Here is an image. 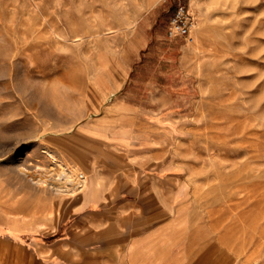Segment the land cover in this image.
Here are the masks:
<instances>
[{
    "label": "rangeland",
    "instance_id": "obj_1",
    "mask_svg": "<svg viewBox=\"0 0 264 264\" xmlns=\"http://www.w3.org/2000/svg\"><path fill=\"white\" fill-rule=\"evenodd\" d=\"M128 257L264 264V0H0V264Z\"/></svg>",
    "mask_w": 264,
    "mask_h": 264
},
{
    "label": "bare ground",
    "instance_id": "obj_2",
    "mask_svg": "<svg viewBox=\"0 0 264 264\" xmlns=\"http://www.w3.org/2000/svg\"><path fill=\"white\" fill-rule=\"evenodd\" d=\"M193 1L194 0H190L191 3ZM49 157L51 158L52 162H55V161L59 160L58 157L56 155L52 154V153H49ZM91 162H94V160L91 159ZM66 165H67L66 168L68 170L67 171L68 174L63 178V181H60L58 183H57V181H55L56 183L54 182V184H55L54 189L56 190L57 193L65 195V196L68 193L71 194V196H66V197H63V198L76 197V196L73 195V192H80L81 190H83L81 192V194H82L85 190H87L88 187H89V179L90 178H88V175L86 174V171L84 169H82L81 167H79L78 165H74V164L72 165L70 163H67ZM95 175H96V173H95ZM93 177H94V175H93ZM81 194L79 195V199H81V197H80ZM36 239H38V238H36ZM130 245L132 246V248L138 249L136 247L138 245H136L135 240H132L130 242ZM135 253H137V250H136ZM170 264H173V263L170 262Z\"/></svg>",
    "mask_w": 264,
    "mask_h": 264
},
{
    "label": "built area",
    "instance_id": "obj_3",
    "mask_svg": "<svg viewBox=\"0 0 264 264\" xmlns=\"http://www.w3.org/2000/svg\"><path fill=\"white\" fill-rule=\"evenodd\" d=\"M190 18L184 13V6H179L178 10L170 20L168 27V35L175 37L177 35L184 36L188 33Z\"/></svg>",
    "mask_w": 264,
    "mask_h": 264
},
{
    "label": "crops",
    "instance_id": "obj_4",
    "mask_svg": "<svg viewBox=\"0 0 264 264\" xmlns=\"http://www.w3.org/2000/svg\"><path fill=\"white\" fill-rule=\"evenodd\" d=\"M94 175V177H93ZM89 187L87 190H85L82 194H81V200H84L86 198V196L90 193V191H95L97 188H98V180H97V177L95 175V171H94V168H92L89 172ZM95 178V179H94ZM91 181V182H90ZM93 182V183H92ZM93 185V186H92ZM85 196V197H84ZM140 244V243H139ZM139 247V246H138ZM130 252H129V255L131 252H133V248L132 246L130 245ZM149 255H150V252H148ZM148 255V256H149ZM147 256V257H148ZM155 258V257H154ZM156 259V258H155ZM154 259V262H156ZM128 264H130V258L128 257Z\"/></svg>",
    "mask_w": 264,
    "mask_h": 264
},
{
    "label": "trees",
    "instance_id": "obj_5",
    "mask_svg": "<svg viewBox=\"0 0 264 264\" xmlns=\"http://www.w3.org/2000/svg\"><path fill=\"white\" fill-rule=\"evenodd\" d=\"M174 12H175V10H174Z\"/></svg>",
    "mask_w": 264,
    "mask_h": 264
}]
</instances>
